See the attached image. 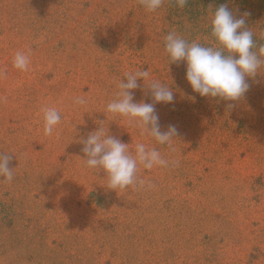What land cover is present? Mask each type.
Returning a JSON list of instances; mask_svg holds the SVG:
<instances>
[{
  "label": "rangeland",
  "instance_id": "obj_1",
  "mask_svg": "<svg viewBox=\"0 0 264 264\" xmlns=\"http://www.w3.org/2000/svg\"><path fill=\"white\" fill-rule=\"evenodd\" d=\"M168 1L148 12L141 0H0V155L13 169L0 176V264H264V68L238 101L193 93L165 51ZM217 6H201L186 41L213 42ZM249 12L256 51L264 12ZM18 52L26 70L14 67ZM144 70L135 101L152 102L151 81L174 91L155 106L161 130L178 129L169 145L107 112L120 82ZM47 108L61 117L51 135ZM100 122L167 166L139 167L133 185L109 190L82 150Z\"/></svg>",
  "mask_w": 264,
  "mask_h": 264
},
{
  "label": "clouds",
  "instance_id": "obj_2",
  "mask_svg": "<svg viewBox=\"0 0 264 264\" xmlns=\"http://www.w3.org/2000/svg\"><path fill=\"white\" fill-rule=\"evenodd\" d=\"M146 11L155 12L162 6L163 0H141ZM179 7H184L187 0H175ZM248 13L235 15L225 4L217 7L211 15L210 28L213 42L204 45L193 41L189 43L175 32L165 38V51L170 64L184 62L185 79L193 93L222 101H238L249 90L246 78H254L264 68V45L253 51V32L247 27ZM261 38H264L262 33ZM29 58L24 53H17L14 67L26 70ZM147 70L127 75L119 84L115 99L107 105V112L124 118L130 125L138 127L141 134H149L160 145H169L178 136L175 125L161 130L160 117L156 112L157 104H171L174 91L158 81H151L148 91L152 102L135 101L133 92L140 81L148 80ZM195 99V97H192ZM77 103L86 101L78 99ZM229 108L232 104L228 105ZM60 114L55 108L44 110V134L51 135L60 123ZM100 122L97 129L90 132L83 141L85 164L90 169L103 170L108 180L109 190L126 189L133 185L139 167L152 169L167 166L155 148H148L143 143L135 145L134 151L129 144L109 135L108 128ZM13 169L9 168L7 155H0V176L12 179Z\"/></svg>",
  "mask_w": 264,
  "mask_h": 264
},
{
  "label": "trees",
  "instance_id": "obj_3",
  "mask_svg": "<svg viewBox=\"0 0 264 264\" xmlns=\"http://www.w3.org/2000/svg\"><path fill=\"white\" fill-rule=\"evenodd\" d=\"M219 7L221 4L227 5L230 9H234L237 3H241L242 9L238 13V16L244 13H250L249 10L256 9L259 5L261 10L264 12V0H215ZM214 2V0H187L184 7H179L175 0H169L164 3L166 8V20L171 23L172 27H175L173 32L180 35L182 38L187 36V30L189 27H196L204 23V10H201V6L204 5L207 8L208 3ZM258 5H257V4ZM252 20L247 17V24ZM264 27V23L261 24ZM258 40L259 37H253ZM264 39V38H263Z\"/></svg>",
  "mask_w": 264,
  "mask_h": 264
}]
</instances>
